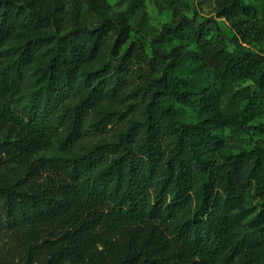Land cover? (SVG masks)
I'll use <instances>...</instances> for the list:
<instances>
[{
	"label": "trees",
	"instance_id": "1",
	"mask_svg": "<svg viewBox=\"0 0 264 264\" xmlns=\"http://www.w3.org/2000/svg\"><path fill=\"white\" fill-rule=\"evenodd\" d=\"M30 14L22 15L14 0H0V37L24 26L35 29L41 14ZM252 15L236 0L218 5L219 18L242 37L253 28L242 17ZM121 19L56 30L42 83L28 95L23 113L14 101L21 66L0 59V134L7 133L0 140V264H264V147L213 169L204 156L215 150V131L240 117L223 118L219 93L196 90L174 74L173 58L158 44L194 40L205 70L227 82L251 81L263 100L264 56L222 33L208 39L213 21L197 25L181 17L164 25L152 43L154 55L169 61L161 72L139 43L135 59L131 51L118 57L129 37ZM110 34L116 38L107 64L80 80ZM135 79L138 89L128 94ZM146 83L154 92L145 101L140 94ZM160 93L202 118L180 121ZM140 97L143 118L128 126L127 116L137 109L124 104ZM104 98L123 104L127 113L108 112L88 127ZM112 127L118 129L115 142L63 161L35 160L62 132L60 150L66 152L89 132L101 136ZM251 188L260 198L259 213L240 229L251 214L242 207Z\"/></svg>",
	"mask_w": 264,
	"mask_h": 264
},
{
	"label": "rangeland",
	"instance_id": "2",
	"mask_svg": "<svg viewBox=\"0 0 264 264\" xmlns=\"http://www.w3.org/2000/svg\"><path fill=\"white\" fill-rule=\"evenodd\" d=\"M22 15L29 17L30 12L41 14L40 24L31 29L21 27L10 36L0 37V59L6 63H17L21 66L23 83L15 94V106L20 112L25 110L29 94L37 91L42 83L44 69L47 63L46 48L53 45L54 32H68L79 25H96L102 19L116 18L122 15L121 27L128 30V40L118 48V57L131 51L135 59L136 44L142 45L145 54L162 72L163 65L169 61L158 59L152 50L154 39L161 33L164 25L171 24L181 17L201 25L213 21L207 33L208 39H215L219 33L237 42L244 49L264 56V0H236L253 11L248 19L252 29L242 37L234 30L230 22L219 18L218 5L221 0H14ZM247 24L246 26H249ZM115 35L110 34L106 46L101 54L88 61L80 80L86 73L96 70L107 64L109 53L114 46ZM43 45L40 48L39 45ZM158 47L174 60L172 71L180 78L188 81L196 90L210 88L220 95L218 112L223 118L229 120L232 116L240 117L232 121L230 127H222L215 131L214 151L206 154L204 159L213 169H219L229 158L244 151H252L257 147H264V100L258 94L256 86L251 81L238 80L235 82L223 81L213 73L203 68L204 55L194 40L175 39L160 42ZM234 45L228 44L229 50ZM144 67V64L141 65ZM139 80L127 84L128 94L138 89ZM154 92L149 84L143 86L141 96L145 101ZM159 97L176 117L188 124L196 123L202 117L197 110L182 106L167 98L162 93ZM142 97L139 100H129L124 105L134 106L137 111L127 116V125L142 120ZM123 104L114 103L104 98L90 113L87 126L99 119L100 116L117 110L118 113H127ZM239 115V116H238ZM232 120V119H231ZM7 133L0 134V140L5 139ZM64 132L51 140L49 146L35 156V160L53 159L63 161L71 156L85 153L90 148L102 143L115 142L118 137L117 127H112L105 135H95L89 132L86 139L70 150H60V142ZM260 198L254 188L245 192L243 209L250 211V216L243 221L240 229L249 226L259 213Z\"/></svg>",
	"mask_w": 264,
	"mask_h": 264
}]
</instances>
